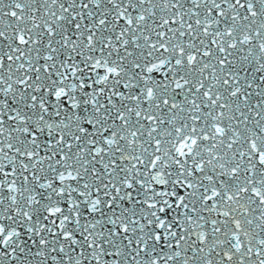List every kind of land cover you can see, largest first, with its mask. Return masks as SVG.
<instances>
[{
	"label": "snow or ice",
	"instance_id": "6c2138e0",
	"mask_svg": "<svg viewBox=\"0 0 264 264\" xmlns=\"http://www.w3.org/2000/svg\"><path fill=\"white\" fill-rule=\"evenodd\" d=\"M0 264H264V0H0Z\"/></svg>",
	"mask_w": 264,
	"mask_h": 264
}]
</instances>
